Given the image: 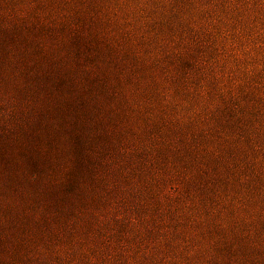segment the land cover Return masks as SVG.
Returning a JSON list of instances; mask_svg holds the SVG:
<instances>
[{
    "label": "rangeland",
    "instance_id": "obj_1",
    "mask_svg": "<svg viewBox=\"0 0 264 264\" xmlns=\"http://www.w3.org/2000/svg\"><path fill=\"white\" fill-rule=\"evenodd\" d=\"M82 93L104 145L58 213L18 195L69 165L18 141ZM4 145L0 264H264V0H0Z\"/></svg>",
    "mask_w": 264,
    "mask_h": 264
},
{
    "label": "trees",
    "instance_id": "obj_2",
    "mask_svg": "<svg viewBox=\"0 0 264 264\" xmlns=\"http://www.w3.org/2000/svg\"><path fill=\"white\" fill-rule=\"evenodd\" d=\"M53 75L45 72L44 75L33 77L35 98L49 90L48 84L55 81ZM88 97L82 93L80 98L73 97L69 103H57L49 107L36 102L37 108L31 113L33 118L30 119L32 122L27 131L29 134L24 141H18L26 143V148L31 152V158L24 162L39 170L41 161L46 159L45 163L51 165V158L56 157L60 167L64 168L66 164L69 166L63 180L35 187L31 194L26 189L18 196H30L58 213L73 211L71 192L89 179V162H93L95 157L91 156L92 148L98 144L104 145L105 124L99 116L102 110L91 103ZM16 153L21 154L23 150L6 145L0 147V189L3 191L13 190L14 193Z\"/></svg>",
    "mask_w": 264,
    "mask_h": 264
}]
</instances>
